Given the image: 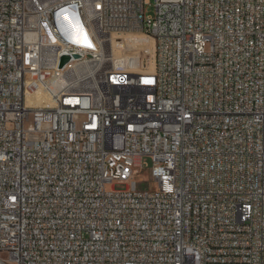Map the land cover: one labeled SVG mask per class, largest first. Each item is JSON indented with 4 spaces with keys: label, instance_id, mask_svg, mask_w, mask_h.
Instances as JSON below:
<instances>
[{
    "label": "built area",
    "instance_id": "2783aa9c",
    "mask_svg": "<svg viewBox=\"0 0 264 264\" xmlns=\"http://www.w3.org/2000/svg\"><path fill=\"white\" fill-rule=\"evenodd\" d=\"M147 4L0 0V264H264V0Z\"/></svg>",
    "mask_w": 264,
    "mask_h": 264
},
{
    "label": "rangeland",
    "instance_id": "374dc122",
    "mask_svg": "<svg viewBox=\"0 0 264 264\" xmlns=\"http://www.w3.org/2000/svg\"><path fill=\"white\" fill-rule=\"evenodd\" d=\"M149 4L145 5V13L147 17H153L155 15V0H147ZM131 34H141L143 36H147L142 33H124L113 35L111 42L108 46V51L114 53L117 56V59H122L121 61L129 63L130 59H133L135 62L138 63V67L140 68H150L149 65L147 67L146 62L150 64V61H153V54L150 46L147 45L146 47H137L134 46L133 43H130L128 40ZM150 36H148L149 38ZM147 38V37H146ZM127 42V43H126ZM126 43V44H124ZM127 46V47H126ZM113 49V50H112ZM145 65H142V64ZM140 64V65H139ZM144 66V67H143ZM35 89L38 90L37 94L44 95L46 92V88H42L40 84L35 86ZM52 89L55 90L56 87L52 85ZM44 90V92H40ZM49 91V90H48ZM38 100V99H36ZM42 103V102H41ZM43 105V103L41 104ZM141 168L134 169V181L137 184V190L140 192L148 191L150 188L155 189L156 184L154 179L150 174V168L152 166V161L148 157H144L141 162ZM126 184L116 183L115 186L108 185L107 189L111 190L115 188L116 191H124L126 189Z\"/></svg>",
    "mask_w": 264,
    "mask_h": 264
},
{
    "label": "bare ground",
    "instance_id": "6f19581e",
    "mask_svg": "<svg viewBox=\"0 0 264 264\" xmlns=\"http://www.w3.org/2000/svg\"><path fill=\"white\" fill-rule=\"evenodd\" d=\"M147 37V38H146ZM129 40V42L130 43H133V45L134 46H137V47H146L147 45H149L150 46V49L152 50V54H153V56H155V41H154V39L153 38H151V37H149L148 38V36H143V35H141V34H131L130 36H129V38H128ZM127 43V42H126ZM126 43H124V44H126ZM127 47V46H126ZM113 50V49H112ZM130 59V61H129V64H134L135 65V63H133L132 62V59L131 58H129ZM137 63V62H136ZM136 65H138V63L136 64ZM140 65V64H139ZM142 65H145L144 63L142 64ZM146 65H147V67H148V65H149V67L150 68H146V69H151V70H153L154 68H155V61H154V58H153V61L151 62L150 61V64L149 63H147L146 62ZM144 67V66H143ZM38 85V83H36V82H33L32 84H31V86H30V88H29V92H28V96H29V98H30V100L31 99H33L34 97H36V96H41V97H44L43 99H44V101L42 102L43 103V105H47V104H49L50 103V101H51V92H50V90L48 91V90H46V92L44 93V95H39V94H37V92H39L38 90H36L35 89V86H37ZM40 92H44V90H41ZM37 98V97H36ZM40 99V98H39ZM42 99V100H43ZM35 102H36V100H34ZM40 101H38L37 100V104H42Z\"/></svg>",
    "mask_w": 264,
    "mask_h": 264
},
{
    "label": "water",
    "instance_id": "95a60500",
    "mask_svg": "<svg viewBox=\"0 0 264 264\" xmlns=\"http://www.w3.org/2000/svg\"><path fill=\"white\" fill-rule=\"evenodd\" d=\"M78 55H68V54H63L61 57V63H60V69L63 68L68 62L71 60L78 59Z\"/></svg>",
    "mask_w": 264,
    "mask_h": 264
}]
</instances>
